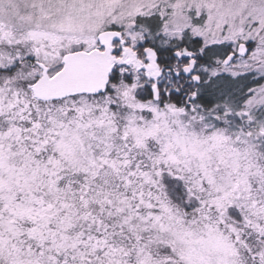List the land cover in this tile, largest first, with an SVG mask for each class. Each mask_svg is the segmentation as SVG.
<instances>
[{
    "label": "snow or ice",
    "instance_id": "6c2138e0",
    "mask_svg": "<svg viewBox=\"0 0 264 264\" xmlns=\"http://www.w3.org/2000/svg\"><path fill=\"white\" fill-rule=\"evenodd\" d=\"M0 264H264V0H0Z\"/></svg>",
    "mask_w": 264,
    "mask_h": 264
}]
</instances>
